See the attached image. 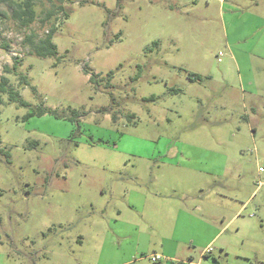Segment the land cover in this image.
Segmentation results:
<instances>
[{
  "label": "rangeland",
  "instance_id": "obj_1",
  "mask_svg": "<svg viewBox=\"0 0 264 264\" xmlns=\"http://www.w3.org/2000/svg\"><path fill=\"white\" fill-rule=\"evenodd\" d=\"M18 1L0 264H264V0H34L28 24ZM52 25L56 54L33 55Z\"/></svg>",
  "mask_w": 264,
  "mask_h": 264
},
{
  "label": "trees",
  "instance_id": "obj_2",
  "mask_svg": "<svg viewBox=\"0 0 264 264\" xmlns=\"http://www.w3.org/2000/svg\"><path fill=\"white\" fill-rule=\"evenodd\" d=\"M1 1H4V0H0V2ZM47 1H50L51 4H53V5H55L56 3H60L58 5L59 9L63 10L65 17L68 15L67 11L63 7V4L67 0H47ZM13 3L15 5V7H14L12 15L20 23L28 24L36 18V10L34 7L35 6L34 0H21V1L13 2ZM56 29H57V25H55V26L52 25L50 27L49 31L47 32V34L45 35V37L39 39L37 42H31L30 52L33 55L40 56V57L52 56V55L56 54V45L52 41L53 35L56 32ZM18 66H19V60L15 59L12 67L5 66L3 69L4 74L0 77V103H2V95L5 94V95H8V100L10 102H17L18 104L24 105V106L28 105V102L25 101L21 97L19 90H17L14 86L10 85L8 76L6 75V74L13 73L14 75H17L19 78L18 79L19 86H21V87L22 86L23 87L28 86L30 83L27 79V76L22 74V73H20L19 75L16 73ZM94 77H95V74H93L90 77V80H93ZM189 77L195 78V76L192 74H190ZM150 98L152 99L153 97H149V99ZM54 112L55 111L48 109V108H41L36 112L27 113L25 118H29L33 115L42 116L46 113L52 114ZM6 154H8V153L6 152ZM172 264H175V263H172ZM178 264H182V263H178Z\"/></svg>",
  "mask_w": 264,
  "mask_h": 264
},
{
  "label": "crops",
  "instance_id": "obj_3",
  "mask_svg": "<svg viewBox=\"0 0 264 264\" xmlns=\"http://www.w3.org/2000/svg\"><path fill=\"white\" fill-rule=\"evenodd\" d=\"M198 208V212L202 215V216H204V213H203V211H202V208L200 207V206H198L197 207ZM208 245V244H207ZM206 249V248H205ZM204 249H203V251L201 252L202 253V255H204ZM170 259H171V261H172V263H182V264H193V261L192 260H189V261H187V262H185V260L184 259H182V258H180V257H174V256H170ZM168 260V259H167Z\"/></svg>",
  "mask_w": 264,
  "mask_h": 264
},
{
  "label": "built area",
  "instance_id": "obj_4",
  "mask_svg": "<svg viewBox=\"0 0 264 264\" xmlns=\"http://www.w3.org/2000/svg\"><path fill=\"white\" fill-rule=\"evenodd\" d=\"M211 250V247H207L204 251V254L209 252ZM159 259V256L158 255H154L152 256V261L156 262L157 260Z\"/></svg>",
  "mask_w": 264,
  "mask_h": 264
}]
</instances>
